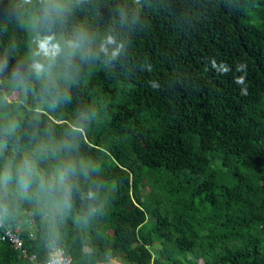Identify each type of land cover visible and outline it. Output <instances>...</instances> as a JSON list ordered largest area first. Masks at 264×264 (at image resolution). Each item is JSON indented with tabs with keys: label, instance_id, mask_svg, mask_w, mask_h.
Segmentation results:
<instances>
[{
	"label": "trees",
	"instance_id": "16d2710c",
	"mask_svg": "<svg viewBox=\"0 0 264 264\" xmlns=\"http://www.w3.org/2000/svg\"><path fill=\"white\" fill-rule=\"evenodd\" d=\"M0 211V264H264V0H0Z\"/></svg>",
	"mask_w": 264,
	"mask_h": 264
},
{
	"label": "built area",
	"instance_id": "2783aa9c",
	"mask_svg": "<svg viewBox=\"0 0 264 264\" xmlns=\"http://www.w3.org/2000/svg\"><path fill=\"white\" fill-rule=\"evenodd\" d=\"M0 240H7L12 244L13 248L21 249V238L18 231L12 230L9 227H5L2 221V215L0 211ZM33 258V255L31 256ZM44 264H71V258L69 255L63 253V251L55 246L51 247L49 258Z\"/></svg>",
	"mask_w": 264,
	"mask_h": 264
},
{
	"label": "clouds",
	"instance_id": "9594fccd",
	"mask_svg": "<svg viewBox=\"0 0 264 264\" xmlns=\"http://www.w3.org/2000/svg\"><path fill=\"white\" fill-rule=\"evenodd\" d=\"M38 54H43L46 57L55 56L59 52V46L58 45H50L49 44V38H45L44 40H41L38 42ZM115 54V53H114ZM40 65H36V68L39 70ZM33 175V170L29 163L25 161L21 167L18 168V176H19V183L21 186H23L25 189H27L28 184L30 182V178ZM11 179L10 172L6 170L3 174V181L6 184ZM43 187V184L41 185ZM89 196H91V193H89Z\"/></svg>",
	"mask_w": 264,
	"mask_h": 264
}]
</instances>
